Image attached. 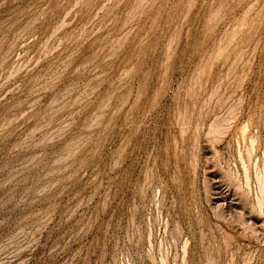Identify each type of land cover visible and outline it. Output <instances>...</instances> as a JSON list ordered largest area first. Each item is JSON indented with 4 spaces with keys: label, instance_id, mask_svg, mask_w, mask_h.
Masks as SVG:
<instances>
[{
    "label": "rangeland",
    "instance_id": "1",
    "mask_svg": "<svg viewBox=\"0 0 264 264\" xmlns=\"http://www.w3.org/2000/svg\"><path fill=\"white\" fill-rule=\"evenodd\" d=\"M0 264H264V0H0Z\"/></svg>",
    "mask_w": 264,
    "mask_h": 264
}]
</instances>
